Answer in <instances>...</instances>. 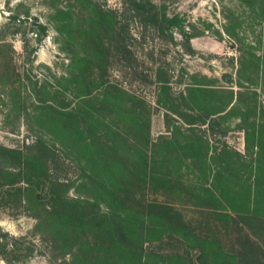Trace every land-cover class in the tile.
<instances>
[{"label": "trees", "instance_id": "trees-1", "mask_svg": "<svg viewBox=\"0 0 264 264\" xmlns=\"http://www.w3.org/2000/svg\"><path fill=\"white\" fill-rule=\"evenodd\" d=\"M257 1L264 15V0ZM49 2L52 21L64 42L78 46L83 38L93 46L91 54L80 60L79 53L74 57L75 69L91 70L90 80L85 73L74 72L68 82L77 83L81 76L86 87L96 83V89L105 91L94 96L88 86L76 93L80 98L76 106L48 105L61 144L79 161L83 173L79 185L89 193L88 197L69 196L71 184L62 179L66 171L62 152L40 139L27 144L26 151L0 145V159L14 162V170L0 168V205L13 196L24 198L40 224L52 228L59 241L75 250L74 264H264V107L258 123L248 131L243 154L212 138L247 93L212 87L204 77L176 98L171 78L158 73V102L166 110L170 135L153 141L151 110L145 101L124 90L114 93L106 73H94L107 60L102 32L112 29L128 52L127 40L133 37L127 12L158 28L182 26L179 17L160 16L148 0H123L124 13L98 0ZM235 20L226 27L233 36ZM34 24L41 40L48 27L36 19ZM180 30L188 42L196 36ZM250 61L264 67V51L254 53ZM62 92L57 94L64 100L66 91ZM118 121L124 130L117 128ZM152 187L167 196L185 193L196 206L213 210L242 233L243 248L230 252L216 237L193 234L170 203H145L138 195ZM23 238L0 231V256L7 264H27L34 244H25Z\"/></svg>", "mask_w": 264, "mask_h": 264}, {"label": "rangeland", "instance_id": "rangeland-1", "mask_svg": "<svg viewBox=\"0 0 264 264\" xmlns=\"http://www.w3.org/2000/svg\"><path fill=\"white\" fill-rule=\"evenodd\" d=\"M49 1L0 0V145L26 151L27 144L44 139L62 152L66 163L62 179L71 184L69 196L88 197L89 190L79 185L83 175L79 161L74 154L66 153V147L61 144L58 132L52 126L54 119L49 115L48 105L61 109L80 102L76 93L88 90L90 82L86 87L81 76L77 83L70 84L68 79L72 80L75 72L85 73L86 80H90L87 73L91 70L75 69L74 57L79 53L77 60H80L87 53L91 54L93 46L83 38H79L78 46L74 42L71 45L64 42L52 21ZM98 1L106 8L125 12L123 0ZM148 1L156 5L160 16L179 17L182 26L166 24L158 28L139 15L127 12L133 37L127 40L130 51L124 50L112 29L103 30L102 40L108 48L107 60L94 73H106L114 93L124 90L145 101L151 110V137L156 142L170 135L166 110L158 102L161 86L158 73H166L171 78L170 85L176 98L181 92L186 94L191 84L204 80V77H208L212 87L247 93L245 101L236 104L237 109L221 121L216 137L212 138L215 143L226 141L246 154L248 131L252 130L254 123H258L264 107V67L257 68L250 61L254 53L264 51V15L259 2ZM35 19L48 27L41 40ZM234 19L236 36L226 31ZM181 28L196 36L188 42ZM75 33L78 35L77 31ZM95 85L90 84L89 90L94 96H103L104 87L96 89ZM58 91H66L64 100L60 93L57 94ZM175 119L177 121L178 118L174 117V123ZM205 127L203 129H208ZM117 128L124 130L120 121ZM208 136L211 137L210 134ZM80 158L85 165V158ZM13 163L2 158L0 168L14 170ZM138 196L147 204L157 201L174 205L192 228L193 234L216 237L227 251L236 252L243 248L242 233L215 215L213 210L196 206V202L185 193L182 196H167L152 187L140 191ZM101 204L108 209L106 203ZM0 231L8 232L12 237H24L25 244H34L27 264H74L75 250L59 241L52 228L40 224L24 198L21 200L13 196L0 205ZM0 264H7L1 256Z\"/></svg>", "mask_w": 264, "mask_h": 264}]
</instances>
